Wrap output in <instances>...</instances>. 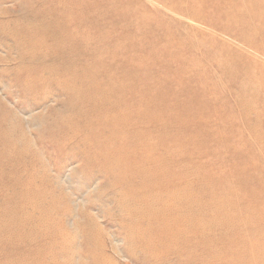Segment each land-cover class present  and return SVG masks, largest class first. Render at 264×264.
<instances>
[{
  "label": "rangeland",
  "instance_id": "rangeland-1",
  "mask_svg": "<svg viewBox=\"0 0 264 264\" xmlns=\"http://www.w3.org/2000/svg\"><path fill=\"white\" fill-rule=\"evenodd\" d=\"M0 264H264V0H0Z\"/></svg>",
  "mask_w": 264,
  "mask_h": 264
}]
</instances>
